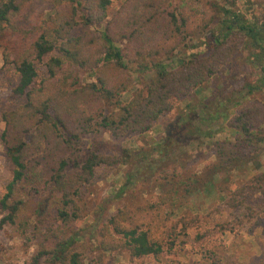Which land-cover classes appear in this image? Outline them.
<instances>
[{
    "label": "trees",
    "instance_id": "16d2710c",
    "mask_svg": "<svg viewBox=\"0 0 264 264\" xmlns=\"http://www.w3.org/2000/svg\"><path fill=\"white\" fill-rule=\"evenodd\" d=\"M236 1L227 8L217 0H120L110 15L111 0H0L2 61L17 75L14 94L24 97L21 105L1 114L0 142L12 171L0 198V228L29 235L36 249L31 264L42 259L82 264L77 223L87 209L80 190L98 167L118 163L100 152L99 143L85 149V138L101 131L114 138L150 132L162 116L204 89L242 43L260 77L186 104L156 145L129 154L117 196L163 173L170 177L165 181L169 187L155 204L118 208L101 229L110 241L99 247L123 249L135 259L158 256L162 236L155 230L170 218L162 207L181 208L170 203L171 195L182 201L188 188L212 185L214 177L222 201L234 209L243 205L236 197L244 188H233L231 174L257 165L264 144V109L249 100L264 89V12L246 14L234 8ZM78 25L84 33L72 36ZM193 40L199 44L190 49H204L181 53ZM52 53L46 76L36 84L35 64ZM135 79L139 85L122 102ZM224 128L239 137L214 142L215 162L205 165L206 177L178 174L187 167L189 150ZM175 179L182 185L177 187ZM255 180L264 176L247 183Z\"/></svg>",
    "mask_w": 264,
    "mask_h": 264
},
{
    "label": "rangeland",
    "instance_id": "374dc122",
    "mask_svg": "<svg viewBox=\"0 0 264 264\" xmlns=\"http://www.w3.org/2000/svg\"><path fill=\"white\" fill-rule=\"evenodd\" d=\"M111 1L108 10L110 15L120 3V0ZM207 1L203 0L205 3ZM217 1L227 8H230L229 3L232 2V0ZM234 8L246 14L252 12L259 16V12H264V0H237ZM209 14L212 15L210 11ZM82 33L84 29L78 25L73 29L72 36ZM196 44H199V41H191L181 53L188 54L204 49V46L190 49ZM248 52L245 44L242 43L228 63L221 67L219 73L204 89L195 94L191 100L180 104L174 112L162 116L150 132L114 138L109 133L101 131L97 135H89L85 138V149L99 143L100 152L117 159L118 163L114 166L98 167L94 177L80 190V197L87 209V213L77 223L81 231L79 252L82 264H264V195L259 193L264 190V180L247 183L249 178L264 176V144H261V152L257 156L255 154L257 165L252 162L242 169L234 170L231 174L233 188H244L236 197V200H243V205L234 209L230 208L226 201H222L218 192L214 191V184L218 180V177H214L212 185L207 186L200 182L188 188L190 194L182 201L171 195L170 203L180 205L181 208L162 207L165 215L170 218L164 226L154 229L155 236H162L160 239L163 249L158 256L135 259L123 249L105 251L99 247L100 242L110 241L108 237L101 236V229L118 208L146 203L155 204L160 197H165L164 191L167 189L165 187H169L165 181L170 177L168 173H163L159 175L160 179L155 180L158 177L155 175L151 180L137 183L117 196L125 183V174L129 170L132 160L130 155L133 151L148 150L151 145H156L165 126L177 114L183 112L186 104H196L205 100L212 90H236L245 83L256 82L260 72L251 61L254 59ZM55 54L52 53L35 64L38 74L36 84L46 76L45 63ZM133 67L130 65L131 69ZM133 76L136 77L135 74ZM86 79L91 78L86 76ZM16 84L17 75L11 67L3 64L0 50V133L3 129L2 112L12 110L24 102V97L14 94ZM137 85L139 83L136 79L132 81L128 92L122 97V102L130 99ZM249 100H255L264 109V89L255 93ZM232 115L233 113L230 117ZM260 129L264 131V121ZM237 137L239 135L224 128V131L215 135L211 141L194 146L189 150L187 167L178 174L186 173L187 176L195 174L204 179L208 174L205 165L215 162L214 142L225 138L234 141ZM11 171V164L0 142V198L11 178ZM174 184L178 187L182 185V181L175 179ZM1 217L0 212V219ZM26 236H15L7 226L0 228V264H31L36 249L32 239L28 238L29 235ZM40 264L50 263L42 259Z\"/></svg>",
    "mask_w": 264,
    "mask_h": 264
}]
</instances>
